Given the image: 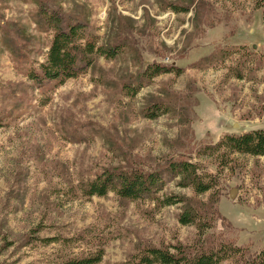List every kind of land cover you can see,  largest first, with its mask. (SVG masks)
Returning <instances> with one entry per match:
<instances>
[{"label":"rangeland","instance_id":"1","mask_svg":"<svg viewBox=\"0 0 264 264\" xmlns=\"http://www.w3.org/2000/svg\"><path fill=\"white\" fill-rule=\"evenodd\" d=\"M75 21L124 52L35 88L28 65L44 60L55 22ZM152 62L180 70L126 95L123 83ZM153 105L159 114L148 118ZM263 126L264 0H0V264L99 251L98 264H123L149 246L263 253L264 155L204 153L225 134ZM178 159L212 187L197 193L169 176L157 200L83 194L104 169ZM185 210L195 222L179 221Z\"/></svg>","mask_w":264,"mask_h":264},{"label":"trees","instance_id":"2","mask_svg":"<svg viewBox=\"0 0 264 264\" xmlns=\"http://www.w3.org/2000/svg\"><path fill=\"white\" fill-rule=\"evenodd\" d=\"M84 33V25L79 22L75 21L65 26L55 22L45 58L36 65L33 63L28 65L27 80L37 89L57 87L66 80L86 72L97 58L109 60L124 52L123 43L102 45L98 43L95 35L86 36ZM171 70L179 72L180 68L159 62L148 63L135 78L123 83L122 90L126 95L133 96L152 78ZM148 107L144 110L146 117L154 118L159 114L160 107L157 105ZM206 152L216 154L221 159L234 153L264 155V126L240 134H225L215 144L206 146L204 153ZM195 170V165L184 159L169 160L165 165L149 170L104 169L93 179L88 180L82 191L87 196H103L114 191L119 197L130 200H157L160 199L158 193L164 185L165 177L170 176L179 177L182 186L191 185L195 192L203 193L212 187L211 182H205L197 176ZM162 202L170 204L176 201L172 196H166ZM196 218L195 211L185 210L180 214L179 221L182 224H189L195 222ZM175 248L177 251L172 252L166 247L149 246L142 249L141 255L136 259L123 264H221L226 258L237 256L240 258L243 256L245 264H264V252L246 256L248 254H244L236 245L225 247L224 244H220L215 249L195 251ZM101 258L102 252L99 251L96 254L69 257L61 264H98Z\"/></svg>","mask_w":264,"mask_h":264},{"label":"water","instance_id":"3","mask_svg":"<svg viewBox=\"0 0 264 264\" xmlns=\"http://www.w3.org/2000/svg\"><path fill=\"white\" fill-rule=\"evenodd\" d=\"M234 194V193H233Z\"/></svg>","mask_w":264,"mask_h":264}]
</instances>
